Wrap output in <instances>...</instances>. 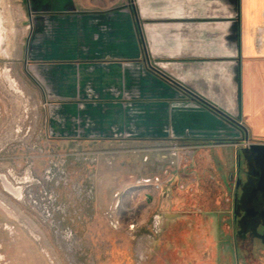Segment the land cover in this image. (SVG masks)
I'll return each instance as SVG.
<instances>
[{
	"label": "crops",
	"instance_id": "0c3cea01",
	"mask_svg": "<svg viewBox=\"0 0 264 264\" xmlns=\"http://www.w3.org/2000/svg\"><path fill=\"white\" fill-rule=\"evenodd\" d=\"M25 6L24 64L54 103L57 128L173 149L223 150L229 145L216 142H239L243 130L264 141V0H25ZM173 209L165 227L191 220L190 212ZM213 241L191 235L178 241L180 264H204ZM164 243L167 251L176 244L166 237L152 245Z\"/></svg>",
	"mask_w": 264,
	"mask_h": 264
},
{
	"label": "rangeland",
	"instance_id": "374dc122",
	"mask_svg": "<svg viewBox=\"0 0 264 264\" xmlns=\"http://www.w3.org/2000/svg\"><path fill=\"white\" fill-rule=\"evenodd\" d=\"M29 24L25 0H0V264H180L178 241L189 235L214 239L204 264H264L263 241L236 242L231 192L201 175L209 159L197 154L208 148L108 143L56 127L54 103L24 64ZM176 150L197 154L173 159ZM236 152L214 150L212 159L233 163ZM192 172L202 195L175 182ZM154 177L159 193L143 182ZM171 208L191 220L165 227ZM166 237L170 251L152 245Z\"/></svg>",
	"mask_w": 264,
	"mask_h": 264
},
{
	"label": "flooded vegetation",
	"instance_id": "af4514ba",
	"mask_svg": "<svg viewBox=\"0 0 264 264\" xmlns=\"http://www.w3.org/2000/svg\"><path fill=\"white\" fill-rule=\"evenodd\" d=\"M242 132L243 137L239 142H216L217 146L228 144L227 147L230 149L235 147L237 152L233 163H224L223 161L215 163L216 158L213 160L212 156L214 158V150H221L218 148L203 150L204 152L199 154L196 151L187 150L186 154L189 156L190 161L195 159L196 154L199 160L203 159V156L207 160L209 159V166L203 164L202 177L219 181L222 183L224 191L231 192L232 201L228 203L231 206L230 213L236 231V242L258 239L264 243V149L253 148L255 145L262 146L264 143L253 142L250 138L246 140V131L243 130ZM236 143L239 145L235 146ZM196 148L199 149L200 147ZM200 163L202 164V161ZM192 175L195 176L196 173L192 172ZM192 175L181 180L177 178L175 182H186L182 187L186 191H189L192 188L191 186L195 185L194 190L201 195L204 194V191L199 189L197 177ZM206 237V235H203L202 238ZM195 238L198 239L199 236Z\"/></svg>",
	"mask_w": 264,
	"mask_h": 264
},
{
	"label": "built area",
	"instance_id": "2783aa9c",
	"mask_svg": "<svg viewBox=\"0 0 264 264\" xmlns=\"http://www.w3.org/2000/svg\"><path fill=\"white\" fill-rule=\"evenodd\" d=\"M173 154L186 156L187 159L189 160V156L186 154V151L184 152L183 150L182 151L176 150V151H174ZM167 181H168V183H170L173 181V178L172 179L169 178ZM143 182H146V185H152L154 187L155 191H157V192L163 191L164 183L162 182L161 178H159V177L147 179V180H144ZM109 220H110L111 226L116 229V224H112V215H110ZM131 228L134 229L135 226L132 225Z\"/></svg>",
	"mask_w": 264,
	"mask_h": 264
},
{
	"label": "trees",
	"instance_id": "16d2710c",
	"mask_svg": "<svg viewBox=\"0 0 264 264\" xmlns=\"http://www.w3.org/2000/svg\"><path fill=\"white\" fill-rule=\"evenodd\" d=\"M188 95H189L193 100L202 103L204 106H206V107L212 109L214 112L218 113V114H219L224 120L230 122V123L233 124L234 126L240 127L237 123H235V122L232 121V120H229V118H227L226 116L220 114L216 109H214L213 107H211V106L208 105L207 103L203 102V101H202L201 99H199L198 97H196V96H194V95H192V94H190V93H188Z\"/></svg>",
	"mask_w": 264,
	"mask_h": 264
},
{
	"label": "water",
	"instance_id": "95a60500",
	"mask_svg": "<svg viewBox=\"0 0 264 264\" xmlns=\"http://www.w3.org/2000/svg\"><path fill=\"white\" fill-rule=\"evenodd\" d=\"M219 112V111H218ZM220 113V112H219ZM220 114H222V113H220ZM222 115H224V114H222ZM225 116V115H224ZM227 117V116H226ZM228 118V117H227ZM229 120H231L230 118H229ZM246 140H249V135H248V133L246 132ZM253 148H258V149H264V145H262V146H260V145H255Z\"/></svg>",
	"mask_w": 264,
	"mask_h": 264
},
{
	"label": "bare ground",
	"instance_id": "6f19581e",
	"mask_svg": "<svg viewBox=\"0 0 264 264\" xmlns=\"http://www.w3.org/2000/svg\"><path fill=\"white\" fill-rule=\"evenodd\" d=\"M2 31H3V28H2L1 25H0V33H1ZM0 36H1V35H0ZM6 76H7L8 79H11L10 75L7 74ZM115 224H116V223H115Z\"/></svg>",
	"mask_w": 264,
	"mask_h": 264
}]
</instances>
